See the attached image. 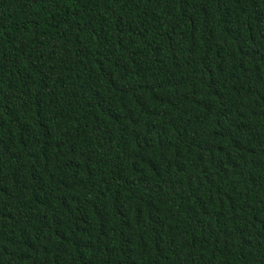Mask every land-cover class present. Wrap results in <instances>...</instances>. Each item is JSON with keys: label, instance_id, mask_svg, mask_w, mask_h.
Returning <instances> with one entry per match:
<instances>
[{"label": "trees", "instance_id": "obj_1", "mask_svg": "<svg viewBox=\"0 0 264 264\" xmlns=\"http://www.w3.org/2000/svg\"><path fill=\"white\" fill-rule=\"evenodd\" d=\"M0 264H264V0H0Z\"/></svg>", "mask_w": 264, "mask_h": 264}]
</instances>
